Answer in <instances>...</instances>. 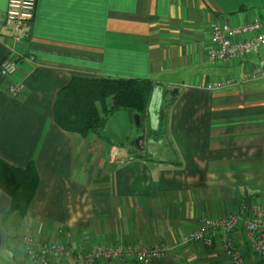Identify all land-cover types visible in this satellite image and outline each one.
<instances>
[{
	"label": "crops",
	"instance_id": "obj_1",
	"mask_svg": "<svg viewBox=\"0 0 264 264\" xmlns=\"http://www.w3.org/2000/svg\"><path fill=\"white\" fill-rule=\"evenodd\" d=\"M6 8L0 0V61ZM255 13L264 16V0H36L31 34L15 45L25 93L7 96L0 77V158L32 162L38 184L24 216L0 189V264H28L23 233L51 238L61 227L74 246H158L160 264H231L218 243L186 237L205 217L264 202V78H243L264 47L236 62L206 56L214 21ZM73 77L151 80L155 96L128 150L56 124L55 98ZM230 77L233 85L203 88ZM240 216L231 237L253 264Z\"/></svg>",
	"mask_w": 264,
	"mask_h": 264
},
{
	"label": "built area",
	"instance_id": "obj_2",
	"mask_svg": "<svg viewBox=\"0 0 264 264\" xmlns=\"http://www.w3.org/2000/svg\"><path fill=\"white\" fill-rule=\"evenodd\" d=\"M36 0H7L4 19V33L10 40L7 55L0 61V77L3 80L5 94L19 98L25 93L22 82L14 79L17 62L23 55L15 51V45L31 34L32 20ZM210 45L207 57L211 61L229 63L247 59L264 47V16L254 14L250 19L231 24L227 20H216L211 25ZM244 81H256L264 78V57L257 65L250 66L243 75ZM233 77L226 80L208 81L203 88L211 91L233 85ZM137 149V148H136ZM133 150V151H136ZM125 150H128L126 147ZM241 214L244 220V237L251 253L255 256L253 264H264V202L254 200L244 202L240 212H232L223 217H205L199 225L187 235V240L205 245L218 243L229 258L231 264H248L234 243L231 232L239 222ZM70 232L61 227L54 237L33 235L25 232L21 237L23 253L30 264H97L109 261L134 260L140 264H160L167 250L158 246H139L133 244L92 246H74L69 241Z\"/></svg>",
	"mask_w": 264,
	"mask_h": 264
},
{
	"label": "trees",
	"instance_id": "obj_3",
	"mask_svg": "<svg viewBox=\"0 0 264 264\" xmlns=\"http://www.w3.org/2000/svg\"><path fill=\"white\" fill-rule=\"evenodd\" d=\"M149 79L112 77H73L57 94L54 104L56 124L63 129L85 136L103 134L108 118L119 110L138 114L142 127L153 93ZM31 163L25 168L6 163L0 158V189L10 196V210L26 215L38 184V176ZM67 232H70L67 229ZM69 241L72 238L69 233ZM23 251V250H22Z\"/></svg>",
	"mask_w": 264,
	"mask_h": 264
},
{
	"label": "water",
	"instance_id": "obj_4",
	"mask_svg": "<svg viewBox=\"0 0 264 264\" xmlns=\"http://www.w3.org/2000/svg\"><path fill=\"white\" fill-rule=\"evenodd\" d=\"M177 88H173L170 95H175ZM138 114L132 116L125 110L115 111L106 121L103 135L111 139L118 145H123L129 137L132 127H138L140 124Z\"/></svg>",
	"mask_w": 264,
	"mask_h": 264
},
{
	"label": "rangeland",
	"instance_id": "obj_5",
	"mask_svg": "<svg viewBox=\"0 0 264 264\" xmlns=\"http://www.w3.org/2000/svg\"><path fill=\"white\" fill-rule=\"evenodd\" d=\"M154 96L155 95H153L152 94V101H153V98H154ZM153 109V108H152ZM150 111H152V110H150ZM140 129V128H139ZM136 131H135V129L134 128H132L131 129V132L129 133V137L126 139V141H125V143L123 144V145H121L120 147H123L124 146V148L127 146V148H130L132 145H133V141H134V138L136 137V135H137V133H135ZM141 135H143V138L145 137V136H147L148 135V133L146 132V133H141ZM142 137V136H141ZM141 137H139L138 138V142H139V140H141ZM135 153H139V152H137V151H134ZM23 260H21V259H19V260H16L15 262H13V260L10 262V261H8V262H6V264H24V262H22ZM100 263H103V264H106V262H100ZM28 264H30V263H28Z\"/></svg>",
	"mask_w": 264,
	"mask_h": 264
}]
</instances>
